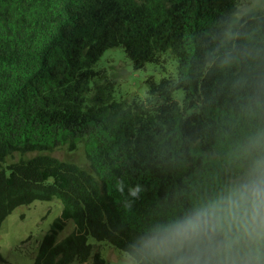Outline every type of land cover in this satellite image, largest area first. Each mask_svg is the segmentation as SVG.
Returning a JSON list of instances; mask_svg holds the SVG:
<instances>
[{
  "label": "trees",
  "instance_id": "16d2710c",
  "mask_svg": "<svg viewBox=\"0 0 264 264\" xmlns=\"http://www.w3.org/2000/svg\"><path fill=\"white\" fill-rule=\"evenodd\" d=\"M237 2L0 0V224L19 205L61 202L30 264H109L88 237L135 260L139 237L238 174L264 129V9L234 21ZM115 47L135 69L170 51L177 77L149 79L141 100L98 88L87 101ZM75 136L92 172L48 154L3 166Z\"/></svg>",
  "mask_w": 264,
  "mask_h": 264
},
{
  "label": "clouds",
  "instance_id": "9594fccd",
  "mask_svg": "<svg viewBox=\"0 0 264 264\" xmlns=\"http://www.w3.org/2000/svg\"><path fill=\"white\" fill-rule=\"evenodd\" d=\"M241 157L238 174L139 237L133 264H264V129Z\"/></svg>",
  "mask_w": 264,
  "mask_h": 264
},
{
  "label": "rangeland",
  "instance_id": "374dc122",
  "mask_svg": "<svg viewBox=\"0 0 264 264\" xmlns=\"http://www.w3.org/2000/svg\"><path fill=\"white\" fill-rule=\"evenodd\" d=\"M264 9V0H238L234 21L246 14ZM102 76L96 79L90 93L85 95L87 101L96 89L109 94L110 100L127 101L141 100L145 97L149 79L158 82L163 77H177V60L170 51L160 54L157 63H146L135 69L121 47L107 49L93 67ZM172 98L181 103L183 91L172 93ZM84 137H67L62 143L51 150L32 151L24 154L13 153L5 159L3 166L27 159L37 154H48L62 161L74 162L92 172L86 159ZM8 173V170H6ZM60 200H35L28 205H19L0 224V264H30L38 249V245L49 229L51 222L59 216ZM74 224L67 221L64 228L57 234V241L73 231ZM93 251L98 252L109 264H133L134 259L126 252L113 247L106 241L96 237H88ZM88 262L71 264H89Z\"/></svg>",
  "mask_w": 264,
  "mask_h": 264
}]
</instances>
